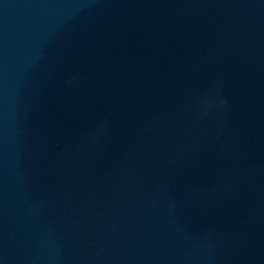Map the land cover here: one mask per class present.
Here are the masks:
<instances>
[{"label":"water","instance_id":"water-1","mask_svg":"<svg viewBox=\"0 0 264 264\" xmlns=\"http://www.w3.org/2000/svg\"><path fill=\"white\" fill-rule=\"evenodd\" d=\"M0 264H264V0H0Z\"/></svg>","mask_w":264,"mask_h":264}]
</instances>
